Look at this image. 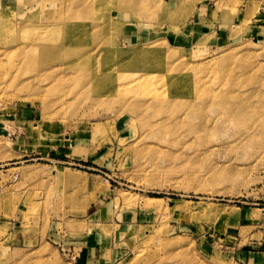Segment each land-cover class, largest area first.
<instances>
[{
  "label": "rangeland",
  "instance_id": "1",
  "mask_svg": "<svg viewBox=\"0 0 264 264\" xmlns=\"http://www.w3.org/2000/svg\"><path fill=\"white\" fill-rule=\"evenodd\" d=\"M108 1L0 0V264H264V139L178 111L218 65L264 80V0ZM74 27L122 49L92 87L74 48L27 62Z\"/></svg>",
  "mask_w": 264,
  "mask_h": 264
},
{
  "label": "bare ground",
  "instance_id": "2",
  "mask_svg": "<svg viewBox=\"0 0 264 264\" xmlns=\"http://www.w3.org/2000/svg\"><path fill=\"white\" fill-rule=\"evenodd\" d=\"M90 2L94 3L95 5H100V4L102 5L104 4L105 0H93V2L90 0ZM108 2L110 3V6L111 3H114L112 4V7L119 6L118 8H120L121 10L120 12L126 11L125 9L126 6L123 4L124 2H122V0H117L114 2H110L109 0ZM143 4L149 5L150 1L144 0ZM178 10L179 8H175V7L174 9H170V10H166L164 8L160 10L158 7V16L169 14V17H174L175 12H177ZM183 16H184L183 14L181 15L179 13L178 14L176 13V17H177L176 19H178V21L182 19ZM68 19L69 17L65 18L63 23H59V24L56 23L53 29H62L63 28L62 26L64 24H66V26L64 27H67L68 24L71 25V21L68 22ZM101 19L102 18L96 17L94 20H92L93 30H95L96 27L101 26V28H104L106 26V19L101 25H98ZM55 26H60V27L55 28ZM74 28H67L68 32L66 35L65 34L57 35L55 33L54 35H50L44 32L45 34L39 36L31 45L28 54L29 60L27 62L29 64L40 63L41 53L56 52V50L58 49L57 47L60 46H65V47L68 46L74 48L76 53L80 55L72 63L76 68H78L77 70L79 69L83 70L85 66H88V69L90 70L87 75V77L89 78L88 86L92 87L99 82L100 78L106 75L105 68L110 64L111 61H114L115 64L120 63L121 65L120 55L122 53L121 52L122 49L120 51V49L114 48V43L118 41V39L116 37H111V36L109 37V35L112 32L109 33L106 39L95 37V40L93 39L90 43L88 42L85 43L81 41L82 37L80 38V36L76 34L78 28L75 29ZM117 28L118 27H115L114 31H117ZM84 55L88 56V58L92 57L91 59L88 60H93V65L91 64L88 65V63H84V61L86 60L83 57ZM96 55H98V58L101 60V64L96 65V57H97ZM93 66L94 68H92ZM100 66H102L101 71H100ZM218 66L219 68L216 69L215 74L218 78H221L222 80L221 84H223L222 87L215 89L213 87L208 86L207 91L203 93L197 90L194 99L190 100L193 102L178 105V111L182 112V117H184V119L186 117L188 118L201 117L200 119H202V115L206 114L207 110L210 109L211 111H215L216 113V114L215 113L212 114L213 116L211 115L212 117L215 118V120H217L222 116L221 127L225 126L228 123L242 124L241 131H239V134L244 136V138H247V140H252L254 138H259L261 140L264 139V99L261 97L257 98L258 94L254 89L256 85H261L262 86L261 89H264V80L257 76H252L251 79L249 80L250 82L245 83L242 86V89H240V87L236 88V82L234 81L228 82V78H227L228 76L234 74L233 71L234 68H230L226 64L223 65L221 68L220 65ZM106 92H109V90H107ZM106 92L102 94V96L103 95L106 96L105 95ZM257 92L260 95H263V93L259 91ZM153 93L154 96L153 98H151L153 103L160 102L159 96L162 95V92L158 90H154ZM201 97L205 98L204 101L198 100ZM143 101L144 100L142 97H138V95H136L135 99L132 100L133 106H131L128 103L130 107L132 108L134 107V110L131 108L130 109L128 108L129 110L128 109L127 110L128 111L133 110V112L138 110L141 106H143V103L145 102ZM166 111L168 112V110ZM134 114H138V112H134ZM208 127L209 126L207 127L205 126V128ZM252 128H253L252 131H248ZM190 129L192 131H196V128L193 125L192 128Z\"/></svg>",
  "mask_w": 264,
  "mask_h": 264
},
{
  "label": "crops",
  "instance_id": "3",
  "mask_svg": "<svg viewBox=\"0 0 264 264\" xmlns=\"http://www.w3.org/2000/svg\"><path fill=\"white\" fill-rule=\"evenodd\" d=\"M199 13L197 12L196 13V15H198ZM80 174H84V173H80ZM110 189H112L111 187H110ZM89 252H91V249H89Z\"/></svg>",
  "mask_w": 264,
  "mask_h": 264
}]
</instances>
